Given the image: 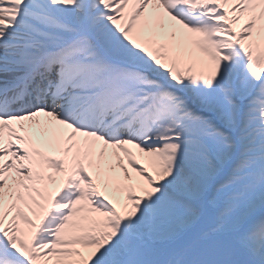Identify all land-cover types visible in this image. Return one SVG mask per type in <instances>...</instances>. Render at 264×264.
Returning <instances> with one entry per match:
<instances>
[{
	"label": "snow or ice",
	"instance_id": "snow-or-ice-1",
	"mask_svg": "<svg viewBox=\"0 0 264 264\" xmlns=\"http://www.w3.org/2000/svg\"><path fill=\"white\" fill-rule=\"evenodd\" d=\"M0 264H264V0H0Z\"/></svg>",
	"mask_w": 264,
	"mask_h": 264
}]
</instances>
